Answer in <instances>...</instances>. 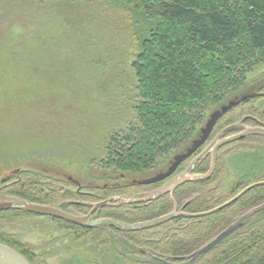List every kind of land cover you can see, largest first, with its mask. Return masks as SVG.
Returning <instances> with one entry per match:
<instances>
[{
	"label": "trees",
	"instance_id": "1",
	"mask_svg": "<svg viewBox=\"0 0 264 264\" xmlns=\"http://www.w3.org/2000/svg\"><path fill=\"white\" fill-rule=\"evenodd\" d=\"M29 1L62 6L57 16H49L53 22L46 23L45 34L24 40L13 36L15 23H7L0 13V117L10 120L45 113L59 119L90 106L97 113L103 111L100 122L91 123L95 139L78 144L75 151L61 147L53 156L83 158L107 175H142L167 166L199 134L209 111L237 96L248 76L264 66V0H99L107 5L96 8L93 16L81 0ZM257 100L246 102L249 108H243V103L232 109L219 125H227L235 115L242 117L241 110L256 108L264 115V103L259 105ZM254 138L233 148L238 152L243 142ZM243 156L238 152V159ZM202 165L203 172L208 170L207 163ZM110 175L103 179H113ZM195 185L186 184L184 193H195L199 184L194 189ZM143 188L129 184L112 192L104 187L88 195L77 193L68 183L21 172L0 183V198L22 197L53 206L69 200L125 197ZM171 208L168 197H163L146 204L107 207L102 217L138 224L163 217ZM217 216L193 222L208 223ZM12 217L37 215L1 212L0 223ZM48 219L55 230L73 234L74 242L96 244L90 263L85 256L75 255L62 264H139L136 253L123 256V246L116 244L115 237L165 254L184 252L183 241L202 231L196 227L191 234L175 236L164 232L176 220L124 232L109 226L89 230ZM10 240L20 243L0 230V243L25 255L31 264H48L46 256L30 257ZM225 243L192 264H264V228L247 227ZM22 247L34 251L25 243ZM117 252L123 255L116 257Z\"/></svg>",
	"mask_w": 264,
	"mask_h": 264
},
{
	"label": "rangeland",
	"instance_id": "2",
	"mask_svg": "<svg viewBox=\"0 0 264 264\" xmlns=\"http://www.w3.org/2000/svg\"><path fill=\"white\" fill-rule=\"evenodd\" d=\"M80 4L84 8L86 7L85 9L91 16L97 13L96 8L100 9L101 6L104 7L105 5L106 7L107 5L99 0H81ZM61 6L62 3L45 5L29 0H0V13L8 18L6 19L7 23H15L11 28L13 36L17 37L18 40H24L26 37L34 38L30 36L45 34L48 31L45 27L46 23L50 20L51 23L53 22L49 16H57V11ZM263 85L264 66L257 68L248 76L247 84L237 95L253 94V91L258 90ZM256 103L263 104L264 99H259ZM221 105L219 104L218 107L210 110L208 114L210 115ZM242 107L249 108L251 106L250 103H246ZM102 117L103 111L97 113L92 106L88 109L79 107L76 115L69 116L66 113L59 119L55 115L45 113L18 115L9 118L10 120H7L6 116L0 117V183L8 180L9 177L19 176L21 172H32L37 174L39 179L45 178L51 181L57 180L64 184L68 183L77 193L80 191L93 194L97 189L103 190L104 187L114 192L133 182L153 176L152 172L142 175H122L114 172V174H109L113 179H103V176L108 177L109 175L104 173V170L91 166L83 158L53 156L55 151L63 150L61 147L75 151L79 148L78 144L86 143L89 138L95 139L92 126L99 123ZM39 150H43L42 154H39ZM70 179L79 185L69 181ZM37 222L38 225L48 226L46 219L31 220L24 218L20 221L13 217L1 222L0 226L8 234H20L23 240L33 247L35 246L37 251L38 248H48L47 244H58L64 240L59 233L51 234L53 232L47 229L43 232L39 228L33 227L31 231V226ZM22 233H28V235L23 236ZM93 245L82 243L72 247L64 246L59 248L57 252L50 253L46 257V261L48 264H60L75 254L85 256V260L90 263L94 258L96 249V244ZM127 247L129 248L130 245ZM106 251L109 252V249ZM38 254L40 253L38 252Z\"/></svg>",
	"mask_w": 264,
	"mask_h": 264
},
{
	"label": "flooded vegetation",
	"instance_id": "3",
	"mask_svg": "<svg viewBox=\"0 0 264 264\" xmlns=\"http://www.w3.org/2000/svg\"><path fill=\"white\" fill-rule=\"evenodd\" d=\"M253 93L264 95V85L261 86L258 90L253 91ZM245 94H247V93H245ZM256 98L257 99H264V96L263 97L258 96ZM256 98H253V99H256ZM249 101H252V100H249ZM249 101H245L243 103H246ZM243 103H241V104H243ZM260 105H262V104H260ZM241 114H242L241 115L242 117L238 118V116L235 115L232 118H230L229 123H227V125H224V126H222V124L219 125V123L223 120V118H221L214 128L215 130L210 135V137L207 139V142L201 148H199L196 151V153H194V155H192L191 157L184 160V162L179 165V168L173 174V176L162 181L161 183L150 184V186L135 185L136 187L139 186V187H145V188H143L141 190L138 189L132 195L145 194V193H150V192H154L156 190H159L163 186H165L168 183H170L171 181H173V179L176 176L183 174L186 170L189 169L190 164L194 160H196L197 157H199L202 154V152L207 148V146L211 142H213V140L216 137H218L219 134H222L231 125H235V124H241L242 125L243 124L245 126L253 127V128L254 127L264 128V121L262 120V119H264V115H262V111H259L256 108H253L250 110H241ZM258 115L262 119H260ZM242 130H243V128L238 129L236 131H232L229 134H224L221 136V138H226V137H229L231 135L240 133V132H242ZM250 138H254L255 140H253V141L249 140V142H243V144H242L243 146H241V148L238 149L239 154H241L242 156L245 155V156H243V158H239V159L237 158L238 152L235 148H233V145L236 142L231 143L230 145H225V146L221 147L218 151L217 164H216L217 168H216L214 174L211 176V178L208 181L197 182V183H185V185L176 189V191L174 192L173 199L170 197V195L163 196V197H168V202L172 205V208L170 209V211L167 212L165 215L174 212L175 209H176L177 213H185V214L188 213V214H192V215H199L200 213H206L212 209H215V208L222 206V204H224L228 201L233 200V197L242 193L249 186L255 185L256 183H264V137L259 136V135H254L253 137H247V138H244L243 140L250 139ZM239 142H242V141H239ZM186 148H184V150ZM184 150H182L178 153L184 152ZM178 153H176V154H178ZM174 156L169 161L167 166H165V167L163 166L160 170L152 172V173L154 175H156L158 173H161L162 171L167 170L169 168L168 166L173 161ZM211 158H212V155L209 154L206 158L198 161L195 165L196 167L192 171V174H195V175L207 174L209 172L210 167H211V165H210ZM205 163H207L209 165V167H208V170L203 172L204 169L202 168V166H203L202 164H205ZM216 173H218V174H216ZM151 175L152 174L150 173V176ZM205 182H207V183L203 185L202 183H205ZM186 184H188V185L199 184V185L197 186V188L195 185L194 189L195 188L197 189L195 193H186L185 194L184 192H186L188 190V189L184 190V188L186 187ZM179 191L183 192L182 194H184V195H177L176 196V192H179ZM83 194L89 195V193H83ZM110 198H115V197L113 196ZM162 198H160V199H162ZM107 199H109V198H107ZM160 199H158V200H160ZM158 200H156V201H158ZM208 200H210V201H208ZM72 201H74V200H72ZM77 202H84V203L92 204V203H98L101 201L88 202V201H81L80 200ZM152 202H155V201H152ZM64 203L65 202H61V203H57L56 205L63 204L62 208L67 212L68 211L77 212V213H82L84 215H87L91 212V208H89V207H85L82 205H80V206L70 205L67 207V206H64ZM195 204L197 205L196 209L193 208V205H195ZM56 205H53V206H56ZM262 205H264V186H258L257 188L252 189L249 192H247L243 197L240 198V200L236 201L233 205H231L225 209H222V211L215 213V214H212L208 217H199V218H211V216L218 215L217 217L212 218L208 223H205V222H203L204 220L203 221L201 220L197 224H195L193 222V219H199V218H188V217L184 218L182 216L175 218L176 221L172 220V221L176 222V223L174 222L175 226L172 228L165 229L164 232H170V234L175 236L176 234H188V233L191 234L192 231L196 230L197 228L202 229V231L199 233L198 237H196V238L189 237L187 240L183 241V242H185V245H186L184 252L178 251V252H169V253L162 254L159 251H156L155 249L152 250V249H149L147 247L141 246L140 247L141 249L136 248V247L132 246L131 243H128L126 240H124L120 236L115 237L114 240H116L117 245L119 244V245L123 246L121 252H123L124 255L123 254H121V255H123L125 257H128V256L133 257L136 253V257L138 258L139 264H145L143 262H147L148 264H166L167 262L172 263V264H183V263L190 261L191 255L200 251V249H202L204 246L208 245L210 242H212V240L218 238L219 235L222 234L225 230L235 226L238 223V221H240L242 218H244L248 213L254 211L255 209H257L258 207H260ZM80 208H84V210H81ZM103 211H104V209L100 211V213L97 217L99 219L109 218V217H102ZM94 215L95 214H93V217H94ZM21 219H17V220L21 221ZM28 219H31V220H33V219L34 220H45L46 219V221H48L47 224L49 227L48 226L44 227L42 224L38 225V222H37L31 226L32 227V228H30L31 231H32L33 227L34 228L37 227L40 230H42L43 232H45V229H47L48 231L53 232L51 234L59 233L60 235H62V239H64L61 242H59L58 244H47L46 243L48 248L47 247L46 248L44 247L45 249H43V248L39 249L38 248V251H37V248L35 246L33 247L30 243H27L26 241H24L23 237L20 234H13V233L8 234L7 233L9 236H14L15 238H18V240L20 242V243H16L15 241L10 240V242H8V243L13 244L16 247H19L22 250V252L24 251V253H26L30 257L31 256L34 257L35 254H38V252L40 253L39 255L47 257L50 255V253H52L54 251L57 252L59 248H63L64 246H69V247L71 246L72 247V246L80 245L83 243V242H81V243L74 242L73 238H72L73 234H71V233L70 234H63L60 230H55L52 227L50 220L46 216L45 217L37 216V217H33V218H28ZM52 219H55V218H52ZM110 219H112V218H110ZM241 223H242V226L239 229H237L233 234H231V236L224 239L223 242H221L217 246L213 247L212 250L208 251L207 253L201 255L200 257L192 259L193 262H190L189 264H192L195 261H199V259L201 257L208 255L214 249L223 248L221 246H223L225 241L227 239H229L230 237H233L237 231H241L243 229H246L247 227L253 228V227L259 226L261 228H264V209H262L261 211H258V213L254 214L252 216L246 217ZM183 224L185 225L184 227L181 226ZM73 225H75V224H73ZM75 226H77V225H75ZM77 227H79V226H77ZM97 228H102V227H97ZM86 229H88V228H86ZM0 230L2 232H4L3 229L1 228V226H0ZM89 230H93V229H89ZM22 235L23 236L28 235V233H22ZM24 243L26 245L34 248L33 253L28 251L26 248L22 247V245H24ZM84 244L93 245L94 243H84ZM127 245L128 246L130 245V247L128 248ZM69 247H66V248H69ZM123 250H125L126 252H124ZM221 252H222V250H221ZM121 255H120V253L117 252L116 257L117 256L121 257ZM74 256H75V254H74ZM60 264H62V263H60Z\"/></svg>",
	"mask_w": 264,
	"mask_h": 264
},
{
	"label": "water",
	"instance_id": "4",
	"mask_svg": "<svg viewBox=\"0 0 264 264\" xmlns=\"http://www.w3.org/2000/svg\"><path fill=\"white\" fill-rule=\"evenodd\" d=\"M258 96L263 97L264 95L260 94H241L240 96H235L233 99H230L227 103L222 104L217 110L210 113L208 116V119L203 127L200 128V132L198 136L192 140L191 144L184 150V152L178 153L174 156L173 161L168 166L169 168L165 171H162L161 173H158L154 176H151L150 178L140 180L138 182H133L131 184L133 185H141V186H150V184H157L161 183L162 181L170 178L173 176V174L177 171L179 168V165L184 162L187 158L191 157L196 153V151L201 148L206 142L207 139L210 137V135L215 130V126L218 123V121L223 118L224 115L229 113L232 109L238 107L241 105V103L249 100H253V98H256ZM242 132L231 135L226 138H221L224 134H229L232 131H236L238 129H242ZM254 135H259L264 137V128L262 127H248L241 124H235L231 125L229 128H227L222 134H219L218 137H216L213 142H211L207 148L202 152V154L196 158L191 164L188 170H186L183 174L176 176L173 181L168 183L167 185L163 186L161 189L156 190L154 192L145 193V194H139V195H127L125 197H119L115 196V198H109L106 200H103L98 203H84V202H77L69 200L68 202L64 203V206H85L91 208V212L87 215H84L82 213L77 212H70L65 211L62 207L63 204H58L56 206L48 205V204H39L36 202H30L22 197H5L0 198V213L1 212H9V211H19L24 212L31 215H37L40 217H50L55 219L63 220L67 223L75 224L79 227H86L88 229H93L97 227H104L109 226L113 228L120 229L124 232H140V230H149L158 226L163 225L164 223L170 222L172 220H175V218L178 217H184V218H199V217H208L212 214L218 213L222 211V209H225L231 205H233L236 201L240 200L241 197H243L247 192H249L252 189L257 188L258 186H264V183H256L255 185H251L248 188H246L242 193L238 194L237 196L233 197V200L228 201L222 206L212 209L209 212L206 213H200L199 215H192V214H185V213H177L176 209L174 212L169 213L167 215H163V217L153 219L148 222H140L138 224H124L118 220H113L110 218H104L99 219L97 216L99 215L100 211L107 207H121V206H127V205H139V204H146L151 203L152 201H156L163 196L170 195V197L173 199L174 192L177 188L185 185V183H197V182H204L208 181L211 176L214 174L216 168H217V157H218V151L221 147L225 145H230L231 143L243 141L244 138L247 137H253ZM209 154L212 155L211 158V167L209 169V172L207 174H192V171L196 167V163L204 158H206ZM73 182L74 184H78L77 182H74L73 180H69ZM79 185V184H78ZM177 208V207H176ZM264 209V205L258 207L254 211L248 213L244 218H242L238 223L225 230L222 234L219 235L218 238L212 240L208 245L204 246L200 251L194 253L191 255V259L189 262L183 263V264H189L190 262H193L192 259H195L197 257H200L201 255L207 253L208 251L212 250L213 247L217 246L221 242H223L224 239L231 236L237 229H239L242 226V221L249 216H252L258 211H261ZM93 214L94 217H93ZM0 264H31V262L28 260V258L25 255H21L18 251L13 249L12 247H8L4 244L0 243ZM166 264H172V263H166Z\"/></svg>",
	"mask_w": 264,
	"mask_h": 264
},
{
	"label": "bare ground",
	"instance_id": "5",
	"mask_svg": "<svg viewBox=\"0 0 264 264\" xmlns=\"http://www.w3.org/2000/svg\"><path fill=\"white\" fill-rule=\"evenodd\" d=\"M237 143V142H236ZM253 181V180H252ZM247 186V185H246ZM233 189V188H232ZM248 201V200H247ZM203 211V210H202ZM51 222V221H50ZM256 223V222H255ZM260 223V222H259ZM252 225V224H251ZM256 225V224H255Z\"/></svg>",
	"mask_w": 264,
	"mask_h": 264
}]
</instances>
